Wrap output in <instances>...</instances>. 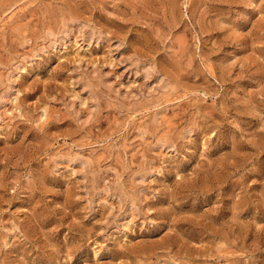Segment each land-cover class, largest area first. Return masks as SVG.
Wrapping results in <instances>:
<instances>
[{"label":"rangeland","instance_id":"1","mask_svg":"<svg viewBox=\"0 0 264 264\" xmlns=\"http://www.w3.org/2000/svg\"><path fill=\"white\" fill-rule=\"evenodd\" d=\"M0 264H264V0H0Z\"/></svg>","mask_w":264,"mask_h":264}]
</instances>
